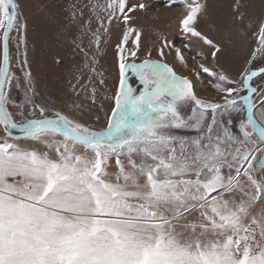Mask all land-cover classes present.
Segmentation results:
<instances>
[{"label":"snow or ice","instance_id":"6c2138e0","mask_svg":"<svg viewBox=\"0 0 264 264\" xmlns=\"http://www.w3.org/2000/svg\"><path fill=\"white\" fill-rule=\"evenodd\" d=\"M108 7L112 16L118 7L125 23L132 19L125 14V0L110 2ZM206 7L200 0L187 3L181 20L184 32L200 35L195 25ZM246 7L237 0L235 22L249 19L242 10ZM135 8L143 10L145 4L128 7L127 12ZM21 17L17 0H0L4 52L0 66L4 132L0 136V264H264V180L254 177L264 170V124L252 114L255 89L249 84L257 72L243 78L247 96L240 94L241 88L218 85L225 92L222 103L210 102L197 98L192 81L178 76L167 64L151 59L127 62L121 46L119 84L106 128L93 130L60 112L46 116L51 106L44 104L36 105L40 119L18 121L8 109L15 79L9 71V33L13 29L26 33ZM255 23L258 51L264 56V14ZM134 31L125 32L124 43ZM140 35L135 31L137 47ZM204 39L213 48V57L223 51L221 43ZM20 42L26 44L25 35ZM176 51L179 55L180 49ZM23 63H28L26 52ZM130 74L139 79L142 90L129 83ZM25 75L31 89L32 73L29 70ZM188 102L204 111L197 116L193 109V116L185 120L181 109ZM245 108L247 121L240 124L244 139L224 127L223 136L217 134L213 140L205 111L212 110L215 123L216 110H225L224 115ZM171 128H194L201 133L207 128L209 135L192 140L194 147L186 148L184 138L167 134ZM254 133L259 144L252 139ZM57 135L63 140L54 139ZM29 138L54 148L56 157L19 143ZM177 141L179 154L174 146ZM76 144L85 151L77 153ZM121 153L127 154L133 171L125 170ZM133 153L141 157L140 164L132 159ZM111 155L120 166L115 181L104 170ZM224 168L234 170L235 175L225 177ZM197 211L199 219L189 220Z\"/></svg>","mask_w":264,"mask_h":264},{"label":"rangeland","instance_id":"374dc122","mask_svg":"<svg viewBox=\"0 0 264 264\" xmlns=\"http://www.w3.org/2000/svg\"><path fill=\"white\" fill-rule=\"evenodd\" d=\"M17 2L20 5L21 18L27 24V30L25 33L23 30L17 32L13 29L9 33V71L15 73V79L10 89L11 102L8 109L14 113V118L18 121L40 119L41 114L36 105L44 104L51 106L44 113L46 116L54 117L56 112H60L93 130L106 128L119 84L121 46L127 62L151 59L167 64L178 76H187L192 83L194 80L196 83H193L194 92L196 85L206 97H203V100L210 102L222 103L225 92L218 90V85L223 88H240L248 72L264 66V56L258 51L261 47L260 39L251 42L249 37L243 35L244 31L248 32L250 29L247 30L244 24L235 22L233 13L228 14L223 10L225 8L229 12L233 0H200V3L206 4L207 7L195 25L199 36L184 32L181 25V20L187 13V3L192 0H125V14L132 17L128 23H125L118 7L112 16L113 10L108 4L115 0H17ZM242 2L247 6L244 9L247 16L262 8L261 0ZM140 3L145 4L143 10L135 8L133 12H127L128 7ZM231 11H234L233 8ZM254 17L256 21L257 14H254ZM129 28L141 34L138 47L135 42V31L129 33L126 43L123 42L124 34ZM2 34L0 31V66ZM21 35L26 36V44L20 42ZM205 37L214 43H221L223 51L218 53L217 57L212 56L213 48L206 43ZM177 49H180L179 55ZM131 51H136L137 55L132 57L129 55ZM25 52L27 65L23 63ZM253 53L256 54L255 58ZM181 56L183 60L180 59ZM201 65L210 71L205 73ZM29 70L32 73L31 89L25 75ZM223 73L226 74L224 76L227 77L226 80L219 78L224 75ZM129 83L134 84L133 87L141 84L139 79L131 74ZM252 83L255 87L252 114L258 123L264 124V73L252 77ZM195 94L197 98L202 99L196 92ZM29 99L35 103H30ZM193 109H196L198 116L201 111L192 102L182 107L181 116L188 120L193 116ZM224 111L216 110L215 123H212V112L205 114V123L212 124L213 140L217 134L223 136L224 127L243 140L240 124L246 120L242 111L225 112L221 115ZM248 130L251 131L250 125ZM167 134L184 138L188 142L186 148L194 147L190 143L192 140L200 136L206 138L209 135L207 128H204L202 133L194 128H171ZM3 135V126L0 125V136ZM54 139L63 140V137L57 135ZM252 139L257 144L260 143L255 133ZM19 143L56 157L54 148H47L30 138ZM174 146L179 154L181 152L179 141ZM75 151L84 152V146L76 144ZM87 154L93 155L91 151ZM259 155L260 153H257V156ZM132 159L137 164L141 163V157L135 153L132 154ZM120 160L126 171H133L127 162V154L121 153ZM104 170L108 173V179L115 181L116 176L120 174V166L116 163L115 155L109 157ZM222 174L227 177L235 175V172L224 168ZM254 177L264 180V170L255 172ZM139 180L143 183L144 176H139ZM239 195L236 194L237 197ZM256 214H259V202ZM193 218L199 219V211L194 212L189 220Z\"/></svg>","mask_w":264,"mask_h":264},{"label":"crops","instance_id":"0c3cea01","mask_svg":"<svg viewBox=\"0 0 264 264\" xmlns=\"http://www.w3.org/2000/svg\"><path fill=\"white\" fill-rule=\"evenodd\" d=\"M236 2H237V0H233V4H232V6H231V8H233V10H234V8H235V5H236ZM225 7V6H224ZM224 7H222V8H224ZM227 8V7H226ZM231 8H230V11L228 12L227 11V9H223L224 10V12L226 13H228V14H234V11H231ZM242 10H244V9H242ZM255 10V9H254ZM245 11V10H244ZM254 14H257V18H259L262 14H264V5H262V8H259L258 9V11L255 13L254 12ZM254 14H252V12H251V14H250V16L248 15V17H249V19H246L245 20V22L243 23L244 24V27L248 30V29H250V31H248V32H245L244 31V36L246 37V38H248L249 37V39H251L250 41L252 42V40H258V38H259V33H258V27L256 26V23H255V17H254ZM246 42H248V40L246 41ZM207 53V52H206ZM208 55V54H207ZM185 59V58H184ZM208 59V58H207ZM213 61V60H212ZM214 63V62H213ZM190 65V64H189ZM188 65V67L189 68H192L191 66H189ZM224 75L223 76H226V74L225 73H223ZM196 84V83H195ZM196 86V85H195ZM197 88V87H196ZM198 89V88H197ZM199 90V89H198ZM200 91V90H199ZM201 92V91H200ZM202 95L205 97V95L202 93ZM206 98V97H205Z\"/></svg>","mask_w":264,"mask_h":264},{"label":"flooded vegetation","instance_id":"af4514ba","mask_svg":"<svg viewBox=\"0 0 264 264\" xmlns=\"http://www.w3.org/2000/svg\"><path fill=\"white\" fill-rule=\"evenodd\" d=\"M264 73V72H263ZM134 85V84H133ZM132 85V86H133ZM252 86H253V88L255 89V87H254V85H253V83H252ZM135 89H137L138 91L139 90H142V88H143V85L142 84H140L139 86H138V84L134 87ZM242 90H241V95L242 96H246L247 95V93H248V89H247V87H244L243 85H242V87H240ZM255 92V91H254ZM254 92H252V94H251V100H252V96H253V94H254ZM239 103L240 104H243V101H239ZM192 104L197 108V109H199V107L198 106H196L195 104H194V102H192ZM200 111H204V110H201V109H199ZM212 112V110H206L205 111V114H208V113H211ZM233 113V112H232ZM235 113H237L236 111H235ZM235 113L233 114V116L235 115ZM242 113H243V116H244V119L247 121V116H248V112H247V110H246V108H245V110L244 111H242ZM232 116V115H231ZM232 116V117H233ZM228 118H231V117H229L228 116ZM236 118V117H235Z\"/></svg>","mask_w":264,"mask_h":264},{"label":"water","instance_id":"95a60500","mask_svg":"<svg viewBox=\"0 0 264 264\" xmlns=\"http://www.w3.org/2000/svg\"><path fill=\"white\" fill-rule=\"evenodd\" d=\"M2 37H3V34H2ZM3 55H4V52H3V38H1V66L3 65ZM137 63H139V62H137ZM261 68H264V66H261V67H259V68H256V69H252L250 72H252V71H255V72H257V74H259V73H262V72H260V69ZM249 73V72H248ZM247 73V74H248ZM246 74V75H247ZM249 84H250V86H251V88H253V86H252V84H251V80L249 81ZM248 89V88H247ZM254 89V88H253ZM249 94V90H248V93H247V95ZM252 94V93H251ZM246 95V96H247Z\"/></svg>","mask_w":264,"mask_h":264},{"label":"bare ground","instance_id":"6f19581e","mask_svg":"<svg viewBox=\"0 0 264 264\" xmlns=\"http://www.w3.org/2000/svg\"><path fill=\"white\" fill-rule=\"evenodd\" d=\"M193 83H195L194 80H193ZM195 92L197 93L198 97L204 99V98H203L204 96H203L202 93L196 88V86H195Z\"/></svg>","mask_w":264,"mask_h":264}]
</instances>
